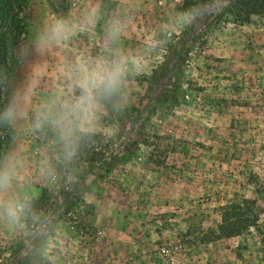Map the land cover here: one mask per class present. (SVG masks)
Listing matches in <instances>:
<instances>
[{"label":"rangeland","instance_id":"obj_1","mask_svg":"<svg viewBox=\"0 0 264 264\" xmlns=\"http://www.w3.org/2000/svg\"><path fill=\"white\" fill-rule=\"evenodd\" d=\"M229 1L153 57L134 82L133 123L116 142L103 114L97 133L106 149L94 162L86 157L96 172L90 186L73 192L44 185L38 142L24 143L38 196L42 188L52 194L48 234L33 264H264L262 233L218 240L209 233L220 223L219 208L241 197L255 202L264 225V19L238 24L224 12ZM135 2L132 51L195 0ZM83 3L29 0L28 34L45 17L76 12ZM99 47V35L84 34L69 51ZM45 63L51 76V57ZM21 75L19 62L9 92ZM113 158L125 160L105 169ZM20 240V231L0 225V264H29L19 258Z\"/></svg>","mask_w":264,"mask_h":264},{"label":"clouds","instance_id":"obj_2","mask_svg":"<svg viewBox=\"0 0 264 264\" xmlns=\"http://www.w3.org/2000/svg\"><path fill=\"white\" fill-rule=\"evenodd\" d=\"M226 0H195L188 8L154 27L132 51L140 7L135 0H85L76 12L40 20L23 42L8 46L0 64V87L11 79L8 65L18 61L22 75L0 101V225L21 233L19 258L33 264L42 252L49 217L37 207L38 194L28 175L29 157L24 143L38 142L39 177L53 190L75 191L88 184L96 172L84 159L94 147L97 128L110 116L108 139L116 142L133 121L134 82L164 53L184 30L216 14ZM99 35L94 53L73 54L70 45L78 36ZM51 57L54 72L45 63ZM63 205L62 198L56 200ZM35 225V230H31Z\"/></svg>","mask_w":264,"mask_h":264},{"label":"trees","instance_id":"obj_3","mask_svg":"<svg viewBox=\"0 0 264 264\" xmlns=\"http://www.w3.org/2000/svg\"><path fill=\"white\" fill-rule=\"evenodd\" d=\"M224 12L238 24H249L254 16L264 19V0H230L226 4ZM28 15L29 0H0V64L5 61L9 45L13 48L18 44L23 45L28 37ZM18 63L14 60L12 64L8 65L11 79L8 85L0 87V101L4 100L9 93L10 83ZM0 145L4 147L8 145L7 133H0ZM96 146L99 149L95 151ZM105 149L104 136L97 133L94 147L86 150L84 159L90 157V160L94 162L97 157L101 158ZM128 158L130 159L131 156H128ZM124 160L113 158L110 162H103V166L105 169L111 170L114 165L123 163ZM38 197L37 207L42 213L46 214L49 208L52 207V194L47 189L42 188ZM219 211L220 223L217 225L216 230L209 231L213 240L239 237L249 233L251 229L264 235V225L259 222V214L255 209L253 200L242 197L235 198L221 206Z\"/></svg>","mask_w":264,"mask_h":264}]
</instances>
